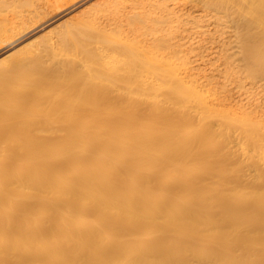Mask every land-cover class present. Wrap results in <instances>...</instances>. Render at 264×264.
<instances>
[{
  "label": "bare ground",
  "instance_id": "1",
  "mask_svg": "<svg viewBox=\"0 0 264 264\" xmlns=\"http://www.w3.org/2000/svg\"><path fill=\"white\" fill-rule=\"evenodd\" d=\"M47 15L1 56L0 264H264V149L229 186L211 127L264 128V0H0V44Z\"/></svg>",
  "mask_w": 264,
  "mask_h": 264
},
{
  "label": "rangeland",
  "instance_id": "2",
  "mask_svg": "<svg viewBox=\"0 0 264 264\" xmlns=\"http://www.w3.org/2000/svg\"><path fill=\"white\" fill-rule=\"evenodd\" d=\"M8 6H5L4 7V11L6 12V14L11 13L10 7H8ZM191 6H193V3H190V4L188 3V4L185 5L186 8H190ZM11 7H13V6H11ZM15 9H19L20 10L21 8L20 7H16L14 9H12V10L16 11ZM9 10H10V12L8 13ZM243 10L244 9H242V12L240 13L241 14L240 16H242V14L244 16V14H245L244 12L246 10H244V11ZM247 14H248V12H246V15ZM51 16L50 15H47L45 17V19L43 20L44 22L41 21L43 23H39V22L35 23L34 24L35 27H33L34 25L33 26L32 25H29L28 28L26 27V29H24L25 31H23V30L20 31L19 29L16 30L17 31V35L19 36L20 34H22V36L21 35H20L21 37L20 36L19 37L17 36L18 38L15 37L16 35L13 36L12 38H13L14 41L11 40V39L9 40V44L12 45V46H10L8 44L10 46V48L6 44L5 45L2 44L3 46L0 44L2 46V47L0 46V48H1L0 49V52L2 50V52L0 53V61H1V65H0L1 68L0 69H2L4 67L3 66V58H1V56L2 57H5L7 55V53L12 52V50H15V48H13V47H16L17 46V48H20V47L22 48L23 45H24L23 48L28 49V50L31 51V50L34 49V47H31V46L29 47L28 45L26 47V44H28L29 42H31L32 41L31 38L34 39V37L35 38L37 37V42L39 43L38 44L36 42V46H40L41 44H43V40L46 37L50 36L53 33V30H54L53 29L54 28L53 25H55V23H57L58 21H60L62 18L61 19H58V21H56L55 23H51V24L47 25V27L48 26H50V27L48 29L45 28L44 31H45V34H47L48 36L45 35L44 32H42L40 34L34 33L35 32L34 30H35L36 26H38L40 24H42V25L43 24H46L48 22L46 20L50 19ZM31 27H32V29H31ZM82 30H87V29H86V27H83ZM257 30L258 29L255 28V29H251V31H250L251 33H252V31L255 33V34L253 33L251 35H253V38L255 39L254 41H256V43L259 42V38L261 37V33H260V35L257 33L259 35V38H257L258 35H256V32H255ZM14 31H12L13 33H11V34H14L15 33ZM47 32H49L50 35ZM257 32H259V30ZM42 34H44V36L39 38L38 36H40V35L42 36ZM23 37H25V38H23ZM19 39H20V41H19ZM15 40L17 41V43H16ZM250 40H252V38ZM250 40H249V42H246L249 45L252 43V42H250ZM23 41H25V42H23ZM6 48H9V49H6ZM45 58L46 57H43V59H45ZM8 60H10V59H4V63L5 62L8 63ZM259 61H263V60H259ZM6 63L4 65H6ZM258 68L260 69L259 66H258ZM255 88L256 87H254L253 89H255ZM260 90H261V88H256L255 89V91H258V94L255 97L260 96V94L264 91V89L261 92H260ZM193 119H195V118H193ZM195 123L196 122L194 121L193 125H195ZM211 127H212L213 131L216 132L215 133V136H214V138L216 140L215 141V143H216V149L219 152H223V151L228 152L230 154V156H231V163H233L234 166L237 167V169H236L235 172H233V173H227L226 174L225 179L228 182L227 184L229 186H233V185H241V186L242 185H248L250 183V177H249V175L252 174L254 168L256 166H257V168L258 167L259 168H262L263 167V163L261 161L257 162V164L255 166V164L253 163V161H251V159H249V158L252 156L253 153H255L256 150H258V149H260V150L264 149V132H263L264 128H262V129L259 130L256 125L244 126V125H241V124H238V123H231L230 125L219 124L217 126L211 124ZM205 180H206V182H212L211 179H207L206 178ZM192 262L195 263V264H197V262H196L195 259H192Z\"/></svg>",
  "mask_w": 264,
  "mask_h": 264
}]
</instances>
